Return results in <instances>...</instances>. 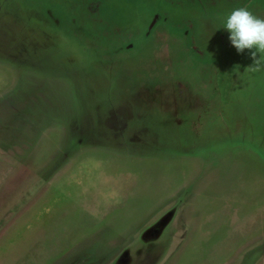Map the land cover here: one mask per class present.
Returning a JSON list of instances; mask_svg holds the SVG:
<instances>
[{"label":"rangeland","instance_id":"1","mask_svg":"<svg viewBox=\"0 0 264 264\" xmlns=\"http://www.w3.org/2000/svg\"><path fill=\"white\" fill-rule=\"evenodd\" d=\"M264 0H0V264H264Z\"/></svg>","mask_w":264,"mask_h":264},{"label":"clouds","instance_id":"2","mask_svg":"<svg viewBox=\"0 0 264 264\" xmlns=\"http://www.w3.org/2000/svg\"><path fill=\"white\" fill-rule=\"evenodd\" d=\"M223 28L229 33L231 44L238 52L251 50L253 64L247 69L261 71L264 66V18L255 16L247 8L234 9L226 18Z\"/></svg>","mask_w":264,"mask_h":264}]
</instances>
